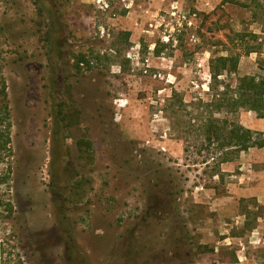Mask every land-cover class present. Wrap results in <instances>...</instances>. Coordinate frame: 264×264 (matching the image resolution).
Returning <instances> with one entry per match:
<instances>
[{"label": "rangeland", "instance_id": "obj_1", "mask_svg": "<svg viewBox=\"0 0 264 264\" xmlns=\"http://www.w3.org/2000/svg\"><path fill=\"white\" fill-rule=\"evenodd\" d=\"M244 75L264 0H0V264H264Z\"/></svg>", "mask_w": 264, "mask_h": 264}, {"label": "trees", "instance_id": "obj_2", "mask_svg": "<svg viewBox=\"0 0 264 264\" xmlns=\"http://www.w3.org/2000/svg\"><path fill=\"white\" fill-rule=\"evenodd\" d=\"M224 1H229V0H224ZM40 10L44 11L45 9L43 6H41ZM53 16H54L53 13H51V17ZM48 34L45 39L47 41V44L49 45V51H50V49H52L53 47L52 26L50 30H48ZM222 59L224 64H226V61L232 60V58L229 57H223ZM84 62L89 65L90 59L86 57V54L83 53L78 54L76 56V67L80 69L81 63ZM221 71L222 70H217L215 71V73H220ZM236 93L237 95L236 98L233 100L232 105H234L236 108L247 107L248 109L257 111L258 115L264 116V78L256 79L255 76H251V75H244L240 77L236 87ZM5 95L6 93H4L3 97ZM5 107L7 108V104H5ZM8 112L9 111L6 109L5 114L0 117V124L4 123L8 119L7 118L9 116ZM10 127H11V122H7L3 126H0V138L6 137L7 141L9 140ZM216 127L217 125L214 122L208 123V129L213 131L216 138H220V134L217 132L218 131L217 129L215 132ZM229 133L230 134L228 138V143L231 146H235L237 152H240L242 150H247L251 147L264 146V138L261 136L260 132L254 131L253 129L245 127L239 123L232 124ZM230 159L231 158H223L222 161L230 160Z\"/></svg>", "mask_w": 264, "mask_h": 264}, {"label": "crops", "instance_id": "obj_3", "mask_svg": "<svg viewBox=\"0 0 264 264\" xmlns=\"http://www.w3.org/2000/svg\"><path fill=\"white\" fill-rule=\"evenodd\" d=\"M259 127L260 129H264V126L263 127L259 126ZM246 154L250 156L249 157L250 162H255V163H257L258 161L264 162V146L260 148L251 147L249 148V150L246 151ZM241 182L242 180H240V184ZM236 189L238 191L237 193L239 197L240 195L246 197H254L258 203L264 205V170L262 171L260 176L254 177L250 181H246L244 185H239V187H237Z\"/></svg>", "mask_w": 264, "mask_h": 264}]
</instances>
